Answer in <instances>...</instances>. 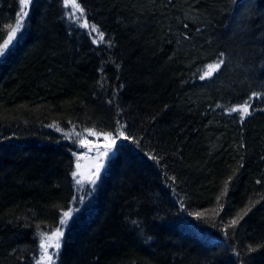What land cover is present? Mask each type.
Segmentation results:
<instances>
[{"label":"trees","instance_id":"16d2710c","mask_svg":"<svg viewBox=\"0 0 264 264\" xmlns=\"http://www.w3.org/2000/svg\"><path fill=\"white\" fill-rule=\"evenodd\" d=\"M78 4L0 0V264H264V0Z\"/></svg>","mask_w":264,"mask_h":264},{"label":"rangeland","instance_id":"374dc122","mask_svg":"<svg viewBox=\"0 0 264 264\" xmlns=\"http://www.w3.org/2000/svg\"><path fill=\"white\" fill-rule=\"evenodd\" d=\"M66 2L68 6L72 9L73 11L72 14H74L75 16H78L79 11H80V9L76 7V4H78V0H75V3H73V0H66ZM23 5L26 7L28 6V3L23 4ZM101 137L104 138L105 135H101ZM99 142L100 141H98L97 144L95 145L94 143H90L89 141H84L83 149H81V151L77 153L78 161L76 162L74 172L76 173L75 175L76 180L80 182V185H84L88 183L92 185L93 170L95 172L97 169H100L99 167H101V165L104 163L106 159L103 153H109V151L99 150V148L97 147L99 145ZM72 211L73 210L68 211L70 215ZM57 229H59V232H62L63 229H65V227H61L59 225L52 232L45 234L40 239V246L38 249L39 254H37L38 257L36 256V259L34 261L35 264H56L57 263V255H54V251H55L54 246L57 242L61 246V237L59 236V232H57ZM49 257H51V259H49Z\"/></svg>","mask_w":264,"mask_h":264},{"label":"snow or ice","instance_id":"6c2138e0","mask_svg":"<svg viewBox=\"0 0 264 264\" xmlns=\"http://www.w3.org/2000/svg\"><path fill=\"white\" fill-rule=\"evenodd\" d=\"M20 3H21V4H27V3H29V0H20ZM73 3H75V0H73ZM76 7L79 8L81 12L84 11V9H83L82 7H80L79 4H76ZM25 15H26V13H25ZM85 27H87V24H86V23H85ZM11 35H12V34H10V40H11ZM101 35H103V33H101ZM8 43H9V41H6L4 47H7V44H8ZM3 54H4V49H3V48H0V55H3ZM221 56H223V54H221ZM220 63H223V60H221ZM208 67L211 68V67H213V66H212V65H209ZM215 67H216V68H219V67H220V64H216ZM200 79H204V77L201 76ZM252 96H253V97H256L257 94H256V93H252ZM240 107L243 108V110H244V114H248V115L251 114V113L249 112V108H248V105H247L246 103L243 104V105H240ZM231 111H232V112H236V111H238V109H237V108H232ZM241 118L243 119V115H242ZM102 135H103V134H102ZM108 135H111V133H109ZM124 140H132V137L124 136L123 139L121 140V143H122ZM116 143H117L116 140H112V141L110 142V144L107 145V146H108V147H112V146L115 145ZM77 150L79 151L80 149L77 148ZM112 155H115V150H113L112 153L109 155V159L111 158ZM97 171H99V169H97ZM75 175H76V173L73 172V173H72V176L75 177ZM173 179H174V178H173ZM76 183L78 184L79 181H76ZM69 215H70L69 212H64V213H63V216H64V217H68ZM58 223H59V225H60L61 227H65V226H66V221L63 220V219L59 220ZM231 223H232L233 225H235V224L237 223V221H236V220H233ZM57 232H59V229H57ZM59 236L62 237V236H63V233H62V232H59ZM54 248H55L54 255H57V256H58V252H59L60 244L57 242V243L55 244ZM49 259H51V257H49Z\"/></svg>","mask_w":264,"mask_h":264}]
</instances>
